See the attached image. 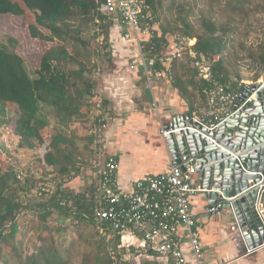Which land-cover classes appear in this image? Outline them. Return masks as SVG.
<instances>
[{
    "label": "trees",
    "instance_id": "trees-1",
    "mask_svg": "<svg viewBox=\"0 0 264 264\" xmlns=\"http://www.w3.org/2000/svg\"><path fill=\"white\" fill-rule=\"evenodd\" d=\"M165 1L167 0H144V3L145 12L154 15L159 24L156 30L158 35L169 43L168 49L161 54L170 56L176 51L175 32L167 25H163L160 20L161 11L163 8L170 12L178 9L183 15L189 12L184 0H168V5H165ZM104 3L103 0H0V37L1 34L8 36L5 42L0 41V142L3 143L1 131L10 130L12 134L20 137L21 145L25 148L35 149L38 145L47 148L40 163L52 168L58 179L62 180L54 193L42 196L45 193V190H42L38 194L41 197H33L36 200L24 204L20 193L26 191L37 193L33 191L35 182L31 179L22 180L18 173L5 169L0 156V264H71V255L62 252L53 233L60 229L55 227L51 230L47 225L48 220L56 214L84 223L85 226L78 231V240L90 246L92 252L84 255L82 264H126L124 262L126 251L135 253L137 257V262L132 261L133 263L129 264L159 262L157 254L152 252H138L137 247L134 249L133 246L131 250L122 248L121 235L114 233L108 226H100L95 221L94 195L98 189V183L96 185L95 181L99 179L100 173L90 171L89 174H85L80 167L87 164L91 158H95L93 156L98 153L92 149L97 143V137L89 134L81 138L75 132L66 133L76 122L87 124V118L92 112L89 97L95 90V83L91 77L96 67L91 64L90 56L105 52H91L90 47L98 38V35L90 34L91 25L97 21L100 23L110 21V24L101 23L106 35L104 49L111 44L113 47L120 39L124 40L128 30L116 15L117 10L113 21L101 11L102 7H105ZM205 13L202 12L204 34H198L188 23L189 16H183L181 23L186 25V29L182 30L181 36L197 40L193 50L197 53V58L202 55L210 62L213 81L199 79L198 71L191 59L187 62V64L190 62V67L181 62L182 60H175L172 63L171 81L167 78L168 66L160 62L155 66L165 73L164 82L168 83L166 85L176 90L194 112L197 110L196 97L200 98L205 107L208 101L206 92L217 86L225 87L227 91L233 93H241L246 87L244 84H235L231 81V66L226 58L231 53L225 40L217 35L218 33L226 35L230 32V19L220 16L216 19L213 11ZM22 20L28 22V31L32 39L58 42L41 56L36 79L31 78L25 59L17 51L20 32L12 25V21L17 24ZM110 32L113 33L112 37ZM70 42L73 43L70 45ZM129 44L135 51L137 50L138 46L134 43ZM259 61L264 67V43L259 49ZM43 106L51 109L59 129H51L49 121L40 116ZM48 134L51 135L50 143ZM79 142L85 144L82 149L78 145ZM30 214L35 215L39 224H44L45 231L49 233L40 238L41 244L35 253L25 256L24 250L15 242V233L19 217ZM92 227L112 232L114 234L112 246L110 247V241L106 242L105 239H102V242L93 241L94 237L88 235V229ZM96 234L99 236V232ZM146 255H149V259Z\"/></svg>",
    "mask_w": 264,
    "mask_h": 264
},
{
    "label": "built area",
    "instance_id": "built-area-1",
    "mask_svg": "<svg viewBox=\"0 0 264 264\" xmlns=\"http://www.w3.org/2000/svg\"><path fill=\"white\" fill-rule=\"evenodd\" d=\"M103 1L105 7L101 11L113 21L117 10L116 15L128 29L124 40L138 46L146 88L152 96L151 110L156 112L159 109L155 86L166 79L165 73L155 68L157 62L170 66L175 60H182L185 54H189L198 71V78L213 81L210 63L207 64L208 60L202 55L197 58L193 50L196 39L174 36L175 53L162 56L161 52L167 50L169 44L158 35L156 30L159 24L154 15L145 12L144 0ZM136 67L132 66V69ZM168 69L172 78L171 67ZM206 95L208 101L204 114H194L193 120L207 127L214 123L217 128L226 121V115L240 92H229L225 87L217 86ZM168 134L167 127H164L163 138L167 139ZM118 171L119 163L115 157H110L101 169L94 195L95 221L120 234L122 243L127 241V246L132 247L133 241L136 242L138 252L157 254L158 264H207L201 241L196 235V214L190 202L192 196L203 192L194 181L196 169L190 167L183 171L173 162L169 173L148 176L131 187L121 185ZM260 189L264 198V182H260ZM216 210L214 207L209 212ZM257 212L264 224L263 201L258 204ZM263 248L264 245L253 251L248 248L247 253L251 255ZM189 253L194 256V262L187 257ZM146 258L149 259V255Z\"/></svg>",
    "mask_w": 264,
    "mask_h": 264
},
{
    "label": "rangeland",
    "instance_id": "rangeland-1",
    "mask_svg": "<svg viewBox=\"0 0 264 264\" xmlns=\"http://www.w3.org/2000/svg\"><path fill=\"white\" fill-rule=\"evenodd\" d=\"M183 2L187 5L189 15L181 14L178 9H174L173 12H170L163 8L161 11L162 17L160 19L163 25L165 24L170 27L171 31L175 32V36L182 35V30L186 29V25L181 23V18H183V16H189L188 23H190L192 28L198 34L202 35L205 33V24L202 20L203 11L206 12L205 14L213 11L216 19H218L219 16L222 18L225 17V19H230V32L226 35L223 33H218L217 35L225 40V43L228 45V51L231 53L226 56L231 66V81L235 84H244L247 86L250 84L252 85L253 83L257 84L261 80H264V67L259 61V49L261 44L264 43V0H184ZM168 4L169 1H165V5ZM97 22L92 24L90 28V34L92 36L93 34L98 35L96 43L90 47V50L91 52L103 51L105 53L90 56L91 64L96 67L95 73L91 77L95 83V90L94 94L89 97V102L92 104V112L87 118V124L76 122L66 131V133L71 134L72 132H75L81 138H85L89 134H94L97 137V143L93 145L92 149H98L99 152L96 153V155L101 157V149L102 145H104L101 141L104 138V124L111 122L112 117L110 111H105L103 107L106 99L102 95V85L108 73L111 70H115V67L117 66L115 60H113V58H115L114 51H121V47H126L125 43L120 39L113 47V44H111L107 49H104L106 35L105 29L102 25L110 24V21L105 20L104 22H101L102 25L100 22ZM12 23V25L17 27L20 32V42L17 51L25 59L26 68L31 78L36 79L38 78L36 70L40 66L41 56L51 48L55 47L58 42H43L32 39L28 31V22L25 20H22V22H18L17 24H14L15 21H12ZM110 34L112 37L113 33L110 32ZM7 37L8 36L1 34L0 41L5 42ZM72 43L73 42H70V45ZM70 51L73 52V49L70 48ZM189 59H191L189 54H185L181 62L188 66L190 64V62L187 64ZM208 62L209 61H207V64L210 63ZM121 66H123L122 68L124 70L130 69L131 71H134L137 69L144 80V84H146V78L144 76L140 59L137 62L133 59L132 61H129L128 59V61L126 60ZM132 66L137 67L136 69H132ZM171 66L172 64L168 67ZM167 78L169 81L172 79L170 76H167ZM164 81L160 83H163ZM160 83L158 82L157 84ZM196 100L198 105L202 103L198 96L196 97ZM151 101L152 97L150 95V102ZM40 116L49 121L51 129H59L58 122L49 107H41ZM1 134L3 143L2 141L0 142V153L2 154L0 156L3 164H5V169L7 168L18 173L22 180L31 179V181L35 182L33 191L37 193L28 191L20 193L21 200L24 204L36 200V198L33 197H41L38 194L42 190H45V193L42 196L54 193L57 190V185L60 184L62 180L58 179L57 173L52 172V168L49 169L47 166L40 163L43 152L46 151L47 148L38 145L35 149H28L21 145L20 137L12 134L10 130L1 131ZM47 137L50 141L51 135L48 134ZM78 145L82 149L85 144L84 142H79ZM96 155L93 157H96ZM99 156L96 160L91 162V167L96 166L99 161ZM80 168L85 174L88 172L87 170H90L88 163ZM33 193L35 194L34 196H32ZM45 199L48 198L45 197ZM48 221L47 225L51 230L55 227L60 229L58 232L53 233L57 245L60 246L62 252L71 255V264H82L84 255L92 252L90 246L83 242H79L78 240V231L85 226L84 223H79L78 220H74L73 218H66L64 216L60 217L58 214L53 215ZM45 230V225L39 224L35 215L30 214L19 217L15 233V242L18 247H21L24 250L25 256L35 253L38 250L41 244L40 238H44V235L49 233V231ZM107 231L108 230H102V228H97L96 230L92 227L88 229V235L94 237L93 241L95 242H102V239H105L106 242L110 241L109 246L111 247V240H114V234L110 231L108 233ZM97 232H99V236H97ZM123 244L124 247L122 248H126L127 250L134 248H128L131 246H127V241L122 243V245ZM136 251H138L137 248ZM134 254L133 252L126 251L124 262L126 264L133 263L132 261L137 262V257Z\"/></svg>",
    "mask_w": 264,
    "mask_h": 264
},
{
    "label": "crops",
    "instance_id": "crops-1",
    "mask_svg": "<svg viewBox=\"0 0 264 264\" xmlns=\"http://www.w3.org/2000/svg\"><path fill=\"white\" fill-rule=\"evenodd\" d=\"M122 41L126 48L121 47V51H114L113 60L117 66L108 73L102 85V95L106 99L103 107L105 111H110L112 116L111 122L104 124L102 156L91 158L88 162L90 170H87V173H100L106 159L114 156L119 163L121 185L131 187L148 176L169 173L173 159L162 136V129L180 116L185 117L189 113L198 116V113L204 114L207 103L205 107L203 103L200 106L196 103L197 110L194 112L189 103L164 82L155 86L159 109L156 112L151 110V94L140 72L137 69L124 70L121 66L128 59L137 62L138 49L135 51L131 44ZM96 151L99 152L98 149ZM98 156L96 166L91 167V162ZM52 172L55 173L53 170ZM197 180L198 174L194 178L196 185ZM95 182L97 185L98 179ZM190 202L196 214V235L201 241L207 264H264V248L248 255L247 243L231 211L209 212L208 200L204 193L192 196ZM133 247H138L134 241ZM187 257L194 262L191 253Z\"/></svg>",
    "mask_w": 264,
    "mask_h": 264
},
{
    "label": "water",
    "instance_id": "water-1",
    "mask_svg": "<svg viewBox=\"0 0 264 264\" xmlns=\"http://www.w3.org/2000/svg\"><path fill=\"white\" fill-rule=\"evenodd\" d=\"M193 118L180 116L167 127L169 153L183 171L196 169L209 209L231 211L253 251L264 245L256 206L264 182V82L243 89L217 128Z\"/></svg>",
    "mask_w": 264,
    "mask_h": 264
},
{
    "label": "bare ground",
    "instance_id": "bare-ground-1",
    "mask_svg": "<svg viewBox=\"0 0 264 264\" xmlns=\"http://www.w3.org/2000/svg\"><path fill=\"white\" fill-rule=\"evenodd\" d=\"M262 81L264 82V80H262ZM262 81H261V82H262ZM247 86H248V85H247ZM247 86H246V87H247ZM246 87H245V88H246ZM245 88H244V89H245ZM241 92H242V91H241ZM254 96H255V95H254ZM254 96H252V98H254ZM192 115H193V114H192ZM193 117H194V115H193ZM263 125H264V123H263ZM104 127H105V126H104ZM165 140H166V139H165ZM171 157H172V156H171ZM115 158H116V157H115ZM172 159H173V158H172ZM173 162H175V161L173 160ZM105 163H106V162H105ZM105 163H104V164H105ZM175 163H176V162H175ZM176 164H177V163H176ZM177 165H178V164H177ZM103 166H104V165H103ZM178 166H179V165H178ZM179 167H180V166H179ZM180 168H181V167H180ZM188 168H190V167H188ZM188 168H187V169H188ZM100 172H101V171H100ZM196 175H197V174H196ZM196 175H195V176H196ZM98 181H99V179H98ZM197 184H198V180H197ZM198 185H199V184H198ZM199 187H200V186H199ZM201 188H202V187H201ZM202 193H204V190H203ZM261 199H262V195H261V193H259V195H258V202H257V205H256V206H258V204H259L260 202H262ZM215 208H217V207H215ZM209 210H210V209H209ZM217 210H218V208H217ZM258 215H259V214H258ZM259 217H260V215H259ZM260 219L262 220L261 217H260Z\"/></svg>",
    "mask_w": 264,
    "mask_h": 264
}]
</instances>
